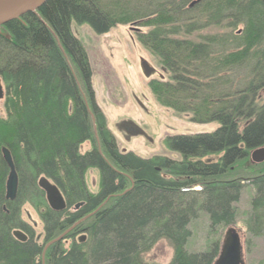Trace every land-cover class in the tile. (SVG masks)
<instances>
[{
	"label": "trees",
	"instance_id": "1",
	"mask_svg": "<svg viewBox=\"0 0 264 264\" xmlns=\"http://www.w3.org/2000/svg\"><path fill=\"white\" fill-rule=\"evenodd\" d=\"M72 22L96 35L147 29H136V40L168 74L149 84L156 101L217 129L166 137L178 160L119 151ZM207 29L222 32L188 38ZM0 81V264H145L141 255L162 239L173 249L168 264H213L220 242L189 253V225L204 213L211 230L232 226L245 187L254 190L247 233L264 236V163L249 164L250 152L264 147L262 0H47L0 27ZM3 147L18 177L13 201L4 195ZM91 169L96 193L85 182ZM42 177L62 194L63 211L48 207ZM25 202L39 214L41 244L21 220Z\"/></svg>",
	"mask_w": 264,
	"mask_h": 264
},
{
	"label": "rangeland",
	"instance_id": "2",
	"mask_svg": "<svg viewBox=\"0 0 264 264\" xmlns=\"http://www.w3.org/2000/svg\"><path fill=\"white\" fill-rule=\"evenodd\" d=\"M136 29L141 32L147 30L126 25L116 26L106 34L96 35L87 24L71 23L73 36L81 42L89 59L92 70L91 87L96 104L106 118L108 129L115 137L119 151L132 152L142 159L168 156L178 160L177 154L166 149V137L213 132L218 124H193L188 114H175L156 101L149 84L157 79L167 80L168 74L158 60L138 44ZM217 32L222 30L207 29L188 38L196 41L198 36ZM143 60L152 68L150 76L144 74L141 64ZM1 84L3 86L2 82ZM3 100H0V118L5 116ZM89 147L90 144L87 143L81 147V151L85 152ZM98 179L96 170L91 169L86 173L85 182L91 193L98 191ZM253 192L251 187H245L242 191L239 201L234 205L236 221L232 226L211 230L208 217L200 213L198 219L189 225L191 238L186 250L189 253L207 251L214 242L219 241L221 244L227 230L232 228L239 236L244 264H264V236L251 237L245 226ZM20 217L33 228L35 240L41 244L43 225L36 209L25 202L21 207ZM68 243L64 246L67 247ZM172 257L171 245L162 239L141 255V261L145 264H168Z\"/></svg>",
	"mask_w": 264,
	"mask_h": 264
},
{
	"label": "water",
	"instance_id": "3",
	"mask_svg": "<svg viewBox=\"0 0 264 264\" xmlns=\"http://www.w3.org/2000/svg\"><path fill=\"white\" fill-rule=\"evenodd\" d=\"M47 0H0V27L7 23L16 20L27 13H35ZM264 4V0H262ZM197 3L193 2L191 6ZM142 68L146 76H150L153 72L152 68L143 60ZM4 91L0 83V100L3 99ZM3 161L8 168V176L5 182V200L13 201L16 198L18 177L10 152L6 148L1 149ZM250 162L252 164L264 163V147L258 148L250 152ZM39 188L45 193V199L48 207L56 212H61L65 209V201L59 190L46 178L42 177L38 180ZM82 204H77L75 209H78ZM13 236L21 242H25L27 237L21 231H14ZM220 249L217 258L213 264H244L242 259V248L239 236L234 229L229 228L223 237L220 244Z\"/></svg>",
	"mask_w": 264,
	"mask_h": 264
},
{
	"label": "flooded vegetation",
	"instance_id": "4",
	"mask_svg": "<svg viewBox=\"0 0 264 264\" xmlns=\"http://www.w3.org/2000/svg\"><path fill=\"white\" fill-rule=\"evenodd\" d=\"M1 83V82H0ZM3 87V86H2ZM4 91V90H3ZM4 94V93H3Z\"/></svg>",
	"mask_w": 264,
	"mask_h": 264
}]
</instances>
